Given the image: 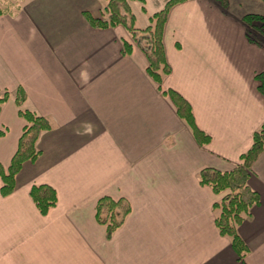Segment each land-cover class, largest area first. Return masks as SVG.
<instances>
[{"label": "crops", "instance_id": "obj_1", "mask_svg": "<svg viewBox=\"0 0 264 264\" xmlns=\"http://www.w3.org/2000/svg\"><path fill=\"white\" fill-rule=\"evenodd\" d=\"M166 0L130 1L139 27ZM0 6H3L0 0ZM102 0H22L0 13V164L7 167L27 121L23 107L48 117L41 151L16 176L12 193H0V264H264V150L248 185L260 201L237 231L248 247L238 259L215 224V193L202 185V168L233 169L264 124V95L255 74L264 49L245 36L242 17L264 14L262 0H186L173 6L164 28L171 67L160 87L147 73L137 46L121 26L94 28ZM173 89L210 137L200 145L164 91ZM2 181L0 178V187ZM47 184L57 202L45 215L29 196ZM103 196L125 199L130 212L106 238L95 218Z\"/></svg>", "mask_w": 264, "mask_h": 264}, {"label": "trees", "instance_id": "obj_2", "mask_svg": "<svg viewBox=\"0 0 264 264\" xmlns=\"http://www.w3.org/2000/svg\"><path fill=\"white\" fill-rule=\"evenodd\" d=\"M21 1L1 0L3 6H0V13H15ZM102 1L104 7L100 16L95 17L88 11L83 12L87 22L94 28L123 26L127 30L129 39L122 41L121 54H130L133 46L140 48L147 59V73L160 87L162 78L171 71L163 42L165 24L171 8L186 0H166L162 9L149 16V25L145 28L137 25L135 15L129 5L130 1L144 4L145 0ZM215 1L222 11L227 8V0ZM242 22L246 38L264 49V14L248 13L242 17ZM254 78L257 81L259 92L264 95V70L256 73ZM164 93L169 95L175 104L178 116L187 123L197 143L200 145L208 143L210 137L195 124L189 102L173 89L165 90ZM7 98L8 92L0 93V110ZM25 100V92L19 89L15 101L18 114L27 121V125L19 137L17 149L9 165L5 168L0 164L2 181L0 193L2 196L9 195L15 189L16 176L23 164L27 161H35L39 157L41 151L37 148V140L43 132L53 127V122L48 117L37 115L24 108ZM263 150L264 124L254 131L250 148L240 155V163L233 169L221 171L206 167L198 173L200 184L209 186L215 193L227 191L220 200L213 203L215 224L221 235L229 237L233 250L242 262H245L248 247L240 237L237 227L249 217L251 208L260 201L259 194L248 185V179L251 166ZM29 196L42 215H45L57 202L55 189L47 184H33ZM129 212L130 205L125 199L103 196L97 200L95 218L99 224L105 226L106 238L112 237Z\"/></svg>", "mask_w": 264, "mask_h": 264}]
</instances>
